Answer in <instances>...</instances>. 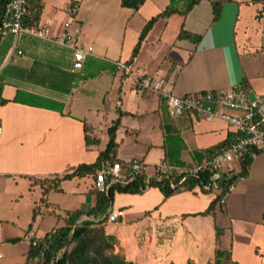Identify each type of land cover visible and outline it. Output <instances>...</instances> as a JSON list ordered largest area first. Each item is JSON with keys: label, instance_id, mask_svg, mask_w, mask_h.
I'll return each instance as SVG.
<instances>
[{"label": "crops", "instance_id": "obj_1", "mask_svg": "<svg viewBox=\"0 0 264 264\" xmlns=\"http://www.w3.org/2000/svg\"><path fill=\"white\" fill-rule=\"evenodd\" d=\"M42 1L44 6L39 23L50 25L54 33L59 25L52 28L55 20L42 18L45 0ZM213 1L216 0H201L186 17L174 14L168 19H159L130 63L133 74L159 80L162 89L177 95L231 90L240 84L242 78L247 80V91L264 92V87L256 85L263 80L248 68L242 58L241 45L235 33L238 25L242 28L244 10L256 11L254 17H257L258 12L264 13V7L252 4L251 0H222L219 19L213 22ZM169 3L170 0H145L137 11L121 8L120 0H68L65 5L71 16L79 13V26H72L75 21L72 19L70 31L77 29L81 42L93 47L89 58L112 64L129 60L146 22L162 13ZM73 5L76 10L71 14ZM94 16L118 18L120 25L117 22L113 27L121 35L119 43L98 45L96 37L88 34V27H91L88 20ZM181 29L200 35L201 41L195 45L189 40L178 39ZM128 31L131 33L130 42L124 49ZM18 45L21 55L10 56L4 74H0L1 97L8 101L0 105V250L4 255L1 264H11L6 260L14 257H20L21 264L25 263L30 247L26 234L29 230L40 235L48 232L40 230L45 217L55 216L56 222L61 221L60 226H63L65 212H86L95 205L96 196L91 193L95 174L62 181L61 192H49L45 197L50 205L47 211L53 210L52 206L56 207L55 213L49 215L41 214L44 212V205L39 202L42 191L38 186L32 187L28 178L70 174L81 164L94 163L106 147V131L119 117L118 111L126 114L121 116L120 127L116 131L119 147L115 158L123 168L130 161H142L146 164L144 174L147 179L154 176L155 166L163 160L165 133L182 139L185 147L180 158L188 166L199 161L193 152L211 148L233 134L232 129L220 119L204 121L191 115L170 118L158 93L139 92L133 79L120 71L104 70L89 78L86 76L89 71L85 68L71 73L72 55L67 49L25 35L20 37ZM149 65L154 67L148 68ZM17 91L60 103L62 110L13 102ZM112 91L115 97L110 100L108 96ZM127 91L135 92L147 105L140 111L126 108L124 97ZM147 116L152 117L149 135L144 134L140 126L131 128L124 124L125 118L141 120ZM101 118L106 119L103 140L95 133L93 122ZM83 123L92 127L89 135L100 140L98 145L84 144ZM133 136L142 149L128 156L121 154L120 146ZM152 150L158 151L157 162L149 158ZM80 183L85 185L79 189L74 201L72 198L69 201L49 200L51 193L67 195L66 187L71 184L78 187ZM196 189L175 193L166 200L160 192V195L156 193L154 234L151 232L154 237L150 233L139 236V228L132 230L130 238L125 235L122 229L132 227L140 216L134 217L129 213L133 198L119 202L114 197L107 211L121 210L122 216L119 222H115L114 230H108L106 222L102 226L106 235L116 237L118 245L115 252L120 250L126 261L133 263L186 264L191 261L200 264L198 262L204 258L208 264L214 259L215 249L219 248L228 252L230 260L236 264H264V150L254 155L246 177L236 183L225 205H216L211 214L198 215L207 209L215 198V192L200 191L198 194ZM149 191L147 188L143 193ZM74 194H77L76 190ZM147 198L148 194H143L139 200L147 202ZM35 207L39 208V214L32 220ZM83 219L88 218L83 216ZM216 227L223 231L218 245L215 241ZM153 240L154 248H150Z\"/></svg>", "mask_w": 264, "mask_h": 264}, {"label": "trees", "instance_id": "obj_2", "mask_svg": "<svg viewBox=\"0 0 264 264\" xmlns=\"http://www.w3.org/2000/svg\"><path fill=\"white\" fill-rule=\"evenodd\" d=\"M8 0H0V25L3 18L4 8ZM27 1V13L22 20L23 27H35L40 23V17L43 9L42 0H26ZM201 0H170L168 7L160 14L149 19L144 27L142 28L137 41L132 49L129 60L127 64L132 63L134 58L137 56L140 47L150 32L154 24L159 19H168L174 14H179L182 17H186L187 14L193 9V7L200 3ZM145 0H120V7L125 9H130L137 11L143 4ZM222 0H216L211 2L212 8V21H217L220 16ZM181 8H179V4ZM252 4H261L264 7V0H251ZM201 36L196 34H191L183 29H181L178 39L189 40L191 43L197 45L201 41ZM13 43V36L7 34L4 37L0 36V74H4L7 67L6 61L10 54ZM5 65V66H4ZM89 73L86 76H94L104 70H109L114 72L115 67L106 61H102L95 58H87L84 67ZM240 84L243 87H247V80L242 78ZM2 85L0 84V92ZM23 96L27 99H23ZM13 102H24L28 105L53 109L61 112L62 105L56 103L55 101L48 100L42 97H38L32 94L17 91ZM8 101L1 97L0 93V105L6 104ZM163 103L162 106L166 107L164 99H161ZM119 117L112 123V125L107 129L106 133L108 136V141L105 149L100 152L92 164H81L72 173L65 175H55L44 178H31L29 181L31 186H38L42 191V197L40 198V204L44 205V212L41 214H54L53 211L56 207L52 206L53 210L47 211L50 207L46 203V195L49 192H61V182L65 180H72L73 178H83L87 175H94L95 170L99 168L102 164L109 162H119L116 160V152L118 150L119 144L116 143V131L120 127V116L126 114L118 111ZM92 131V127L83 123L84 132V144L86 146L98 145L100 140L97 137H92L89 133ZM232 140V135L229 138L218 143L217 145L204 149L201 151L193 152V155L197 158L199 157L200 162L205 157H210L220 149L227 146ZM184 143L178 135H164V157L161 162L166 163L171 166H188L180 158V153L184 149ZM264 148L257 149L254 154L262 152ZM252 156L247 154L243 160L240 162V173L237 176L246 177L250 163L252 161ZM235 176H228L227 174H222L217 180L219 184V189H214L215 198L210 202L207 209L198 215L205 216L212 213L216 205H219V199L224 193L226 187L235 181ZM209 183V175L207 173H201L195 177H190L186 179L180 178H161L157 180L154 176L147 179L146 175L143 173L137 179L129 182L127 185L114 184L110 186L107 192H99L96 189L91 191L92 194L96 196L95 205L88 211H67L62 217L63 226L52 229L46 232L43 236V241L47 245V249L40 250L39 248L29 247V251L24 264H141L126 261L124 255L119 250L115 252V246L118 245L116 237L112 235H106L102 224L105 221V216L107 210L109 209L115 193L120 194H142L147 188H157L162 194L163 199L166 200L175 193L182 191H191L192 189L198 187L204 193H210L211 191H205L202 187ZM221 207V206H219ZM39 208L35 207L32 211V220L38 215ZM86 216L88 219L81 218ZM103 216V217H102ZM102 217L100 221L95 222L94 219ZM222 229L215 228V241L216 245L219 244L220 237L222 235ZM173 264V263H169ZM186 264H195L188 261ZM208 264H236L230 260L229 253L223 251L219 248L215 249L214 259Z\"/></svg>", "mask_w": 264, "mask_h": 264}, {"label": "built area", "instance_id": "obj_3", "mask_svg": "<svg viewBox=\"0 0 264 264\" xmlns=\"http://www.w3.org/2000/svg\"><path fill=\"white\" fill-rule=\"evenodd\" d=\"M75 10L76 6L73 5L70 13L73 14ZM26 13V0L7 1L0 25V36L4 37L7 34L13 36L10 55H21L22 52L19 50L18 44L20 37L25 35L67 49L72 55L70 72L81 71L86 59L92 56L93 47L81 42L77 29L73 32L70 31L72 20L61 22L53 33L50 25L46 24L24 28L22 20ZM112 65L123 75L131 77L139 92L147 90L158 93L159 97L165 101L170 118L177 119L191 115L204 121L220 119L232 129L231 142L212 156L185 167L171 166L161 162L154 169V177L157 180L175 177H181L184 180L201 173H207L209 183L202 189L211 192L214 189H219L217 180L222 174L235 176V181L226 187L219 199L218 204L225 205L236 183L244 179V177L237 176L240 173L241 160L247 154L254 157L255 150L264 148V93L249 92L241 84H238L231 90H209L178 96L162 89L159 80L134 75L130 64L114 62ZM145 171L146 164L139 160L130 161L125 168L120 162H106L95 170L94 189L99 192H107L108 188L114 184L127 185ZM197 189L199 188L197 187ZM199 191L201 190L199 189ZM121 216V210H109L104 222L115 223ZM1 225L0 222V227ZM43 236L29 230L26 239L30 246L43 251L47 249ZM3 257L0 250V264Z\"/></svg>", "mask_w": 264, "mask_h": 264}, {"label": "rangeland", "instance_id": "obj_4", "mask_svg": "<svg viewBox=\"0 0 264 264\" xmlns=\"http://www.w3.org/2000/svg\"><path fill=\"white\" fill-rule=\"evenodd\" d=\"M67 1L68 0H45V8L43 11L42 18L44 17L45 19H54L55 23L54 25L51 26L52 28H56L61 22L67 19H69L68 21L72 19L75 20L72 26L74 27L79 26V23L77 22L79 18L78 17L79 13H77L74 16H71L66 10L67 6L65 5V3ZM253 9H256V8H253ZM256 13L257 12L256 11L253 12L252 9L244 10V13L242 14L243 18H241L242 28L241 26L238 25L235 33H236V36L238 37L237 39L238 44L241 45L240 53L242 55V58L245 60L248 68H252L253 71L256 72V75L260 77V80H263L262 83H258L256 85H258V87H264V84H263L264 83V13L260 11L258 12L257 17H254ZM117 20L118 18H108V17L96 18V16H94L88 20L91 22L90 23L91 27H88V34L89 35L91 34L90 36L93 38L96 37L98 45H101L102 43L108 44L110 42L114 44L119 43L121 35L119 34V31L113 27L115 24H117V22H119ZM110 25L113 28H110ZM119 25H120V22H119ZM130 36H131V33H129L128 31L124 38V43H123L124 49H126V46L130 42ZM10 56L12 55L9 54L7 57V60ZM153 67H154L153 65L148 66V68H151V69ZM89 77H92V76H89ZM257 90H259V88ZM258 93L262 94L264 92H258ZM178 96H181V95H178ZM114 97H115V92L112 91V93L109 94L108 98L112 100ZM23 99L25 100L27 99V97L23 96ZM146 105L147 103L145 102V100H141L140 96H138L135 92H132V91L126 92V95L124 97V106L126 108L132 109V110L139 109L140 111ZM106 119L103 120V118H101L99 120L98 119L93 120L94 125H95V129H94L95 133L97 134L98 137L102 138V140L104 139L105 134H106L105 129H104V122ZM151 121H152L151 116H147L146 118L144 117V119H142L141 117V120H138L137 118L132 119L128 117V118H125L124 124L127 126H130L131 128H138V126H140L141 127L140 130H143L144 134L149 135L151 134L150 126H149L151 124ZM144 129H147V131H145ZM155 131L158 132L157 130L154 129V132ZM134 140H135V136L123 142V144L119 148V151L121 152V154L128 156V155L133 154L134 152H139V150L142 149V146L140 145V143H136ZM149 158L150 160H154V162H157L159 158L158 151L152 150L149 155ZM152 168H153L152 166L149 168L150 173L152 172ZM82 185H85V184L80 183L78 187L75 186L74 184L69 185L68 187H66L67 195L51 193L49 196V200L53 202H56L58 199L69 201L72 198L74 201V197L78 196L79 189L83 188ZM75 190L77 194H74ZM196 192L198 194L201 193L199 189H196ZM156 193L157 195H160L157 188H150L149 192L142 193L141 195L140 194L128 195V194H120V193L114 194V197L118 198L119 202H124L125 199L133 198L132 200H130L131 207H130L129 213L131 216H134V217L140 216V219L136 221L134 220V224L132 225V227H127V228L122 229L123 233L125 235H128L129 238H130V234H132V230L136 228H139V236L143 235L144 237L145 235L150 233V235L154 237L153 235L154 234V206H155L154 204H156L155 203L156 198H157ZM143 194H148L149 198H147L148 199L147 202H143L142 200H139ZM115 204L118 205V202H116ZM113 208H116V205H114ZM122 210L125 211L126 209L122 208ZM142 210L143 212L141 213ZM122 219L124 220V217ZM115 224L116 223H107L106 228L108 230H114L116 226ZM60 225H62V222L61 221L56 222L55 216H47L44 218V221L41 224L40 230L49 231L52 227H58ZM153 245H154V240L151 244H149L150 248H154ZM6 262L11 263V264H21V258L14 257L12 259L6 260ZM32 263L34 264L35 262L33 261ZM198 263L205 264L206 260L202 258L200 259Z\"/></svg>", "mask_w": 264, "mask_h": 264}]
</instances>
